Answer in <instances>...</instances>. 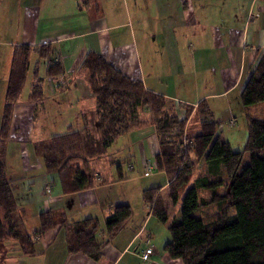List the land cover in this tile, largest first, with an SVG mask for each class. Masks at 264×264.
<instances>
[{
    "label": "crops",
    "instance_id": "obj_1",
    "mask_svg": "<svg viewBox=\"0 0 264 264\" xmlns=\"http://www.w3.org/2000/svg\"><path fill=\"white\" fill-rule=\"evenodd\" d=\"M235 2L244 4L236 31L232 23H225L224 16L211 17L213 14L205 7L207 0H0V124L14 49L20 45L31 47L26 79L12 109L4 157L7 176L14 185L16 212L21 217L19 227L24 233L32 234L40 228V213L51 212L64 220L65 225L94 218L97 238L107 239L104 221L112 209L127 203L132 210L123 227L106 240L97 260L67 249V229L63 224L32 236L33 254L22 253L16 241L15 245L7 243L13 239L0 242V264H183L163 250L162 246L170 238L168 235L158 246L153 244L152 237L160 230V222L150 213L142 197L144 190L158 188L167 207L172 209L171 216H180L181 198L175 205L170 203L165 172L152 170L146 176L143 174L145 164L153 165L158 151L154 125L149 122L148 114L141 113L144 122L114 140L108 148L110 152L108 149L106 152V167L102 157L89 160L94 181L78 191L64 193L57 175L45 171L35 149L69 128H80L83 119L92 116L95 97L80 67L88 51L102 53L124 74L140 79L145 88L172 100L175 105L194 106L200 99L217 95L225 98L228 112L243 111L240 92L255 66L257 55L264 51V4L261 0ZM82 13L85 18L79 33L49 30L50 20L79 19ZM79 36L85 37L80 44L60 45L63 38L75 41ZM191 41L193 46H190ZM44 44L53 50L50 58L40 57L38 53ZM51 57L60 61L61 73L56 76L47 75ZM41 59L47 60L46 65L43 64L44 76ZM205 60L215 64L214 71L218 70L222 88L217 92L200 96L195 92L199 98L191 102L157 87V83L162 82L159 79L163 78L175 87L181 83L191 89L190 76L203 67ZM37 80H40L42 95L32 101L30 93ZM61 82L64 86L57 88ZM235 90L234 109L229 94ZM176 109L182 116L183 109L177 106ZM211 109L219 122V136L228 141L222 123L229 115L216 117ZM227 121L226 126H230ZM112 157L124 160L123 179H117L116 168L109 162ZM39 183L43 185V194L33 190ZM18 191L25 196L20 204L16 198ZM28 219L31 221L26 225ZM148 244L152 245L153 252L150 259L143 262L139 254Z\"/></svg>",
    "mask_w": 264,
    "mask_h": 264
},
{
    "label": "trees",
    "instance_id": "obj_2",
    "mask_svg": "<svg viewBox=\"0 0 264 264\" xmlns=\"http://www.w3.org/2000/svg\"><path fill=\"white\" fill-rule=\"evenodd\" d=\"M30 50L29 45L14 49L0 124V242L13 239L24 254H33L32 236L66 223L51 212H41L40 228L32 234L22 232L13 181L6 173L5 144L12 109L26 79ZM52 52L46 44L38 50L40 57L50 58ZM80 67L95 97L92 116L84 118L80 128H69L35 149L45 171L57 175L62 191L71 193L91 186L94 174L89 160L104 156L114 140L143 123L140 114L147 113L158 142L152 170L167 175V196L172 205L181 198L180 216L174 217L158 188L142 192L150 213L167 224L170 238L163 250L183 264H264V119L247 108L256 103L264 105V51L257 55L240 92L247 136L244 148L238 151L219 136V122L207 100L199 101L194 109L193 105L181 104L180 116L172 100L145 88L140 79L124 74L100 52L88 51ZM60 68L51 57L47 75L60 74ZM41 95L37 80L30 99L36 101ZM192 109L199 131L189 136L184 129ZM109 162L116 168L117 179H123L124 160L112 157ZM201 163L204 170L194 173ZM131 213L127 203L112 209L104 221L107 239L116 235ZM64 226L70 252L99 258L107 239L97 238L96 219L84 218Z\"/></svg>",
    "mask_w": 264,
    "mask_h": 264
},
{
    "label": "rangeland",
    "instance_id": "obj_3",
    "mask_svg": "<svg viewBox=\"0 0 264 264\" xmlns=\"http://www.w3.org/2000/svg\"><path fill=\"white\" fill-rule=\"evenodd\" d=\"M235 1L236 0H207V5H205L206 11L213 14L211 17L212 18L214 17V19L216 18V16H220V17L224 16V18L226 19L225 23L226 24L229 22L232 23V25L234 27V31H236L235 29H236V27H238V23L240 21L239 17L243 13L244 4H241V3L238 4ZM84 15L85 14L82 13L80 15L79 19L74 17V18H70V20L68 18L66 20L61 19L60 21H51L50 20V22L48 23L49 30L51 32L55 31L56 33H58V31L62 30V33H64V34H68V32H70L71 30H74L73 32L78 31V33H79L80 30L82 29V26H80V24L82 23V20H84V18H85ZM253 15H255V13ZM146 21H147V19H146ZM57 22L59 23V25L57 24ZM70 25H71V27H70ZM84 40H85L84 36H79V37L75 38V41L71 40V39L63 38V40H60L61 41L60 45L63 47H66L68 45L69 46L72 45L71 44L72 42L75 44H80ZM190 43H191L190 46L194 45L193 41H191ZM53 47H54V49H56L54 45H53ZM32 56H33V54H32ZM46 62H47L46 59L40 60V68L42 69L41 74L43 76H44L43 64L46 65ZM58 63L60 64V62H58ZM201 65L203 67L201 69H198L197 71L194 70L193 75L190 76V79L193 82L191 85V89L184 87V84H181V83H179V85L177 87H175L172 83H167V81L163 78L159 79V81H162V82L157 83V87L158 88H165V90H168V92H171V94H174L175 96L179 97L181 100L191 101V102L195 101V98H199L198 95L200 96L201 94H204V93L217 92L220 88H222V85H221L218 70L214 71L215 70V68H214L215 64L211 63L209 60H205V62H203ZM182 82H184V81H182ZM64 84H65L64 82L59 83L57 85V88L60 87V89H61L64 86ZM172 87H174V88H172ZM177 88L179 89L178 93H177ZM239 90H240V88H239ZM195 92L198 95H194ZM236 94H237L236 90L229 94V101H230L231 106L234 109L236 108V106L234 105L235 104L234 99L236 97ZM208 97H209V99H207V102L213 108L216 117H222V116L229 115L227 120L229 118L230 119L228 121L225 119L224 123H222L223 124V132H225V134L229 137V138L228 137L227 138H228V141H229L233 150H236V151L242 150L245 146L246 136H247V122L245 119V115L243 113L244 110L242 111L240 109L239 113L238 112L230 113L227 110V105L225 104L226 100L224 97H219L217 95H209ZM199 101H201V99ZM175 106L181 107V103H177ZM194 107H195V105L193 106V109H194ZM193 109L189 113V116H188L186 123H185V129H184L185 133L187 132V134L189 136H191V135H193L199 131V126H198L197 120L194 117V110ZM248 110L250 113L252 112L253 115L264 119V105H263V103L253 104V105H251V109L249 108ZM143 114L147 115V113H144V112H143ZM234 116H236V117H234ZM226 121L229 123L230 126H226L227 125L225 123ZM228 133H229V135H228ZM108 152H110V149H108ZM107 155H108V153L105 154L104 156H102V158H101V161L104 163V167H106V165H107ZM204 168H205V165L201 163L195 169L194 173H201L204 170ZM135 170H136V168H135ZM144 176H146V175H144ZM23 184H24V182L19 184L20 188ZM25 185L27 186L26 182H25ZM46 187H49V185H47ZM42 188H43V185H41L39 183L38 185L35 186V188H33V190L37 191L38 193H39V191L40 192L42 191V194H43ZM222 190H223V188H220L221 192H222ZM44 191H45V189H44ZM204 195H206V194H204ZM16 198H17V202L20 204L22 201V198H25V196H24L23 192L18 191V192H16ZM168 211L169 212L172 211L171 207H168ZM230 211H232V208L228 209V213H230ZM170 215H172V214L170 213ZM18 216H16V217L19 218ZM30 221L31 220L28 219L26 221V225H28L30 223ZM18 222L20 223V220ZM18 226H19V224H18ZM159 226H160V228H159L160 230L156 231V233L152 237L153 244L156 246H158V242H161L162 240H164V237H166L167 235H168V238L170 237L169 231L167 229V224L160 222ZM21 227H22V224H21ZM27 228H30V227H27ZM20 230L22 231L21 228H20ZM28 230H30V229H28ZM155 240L157 243L155 242ZM7 243H12L13 245H15V240L7 241Z\"/></svg>",
    "mask_w": 264,
    "mask_h": 264
},
{
    "label": "built area",
    "instance_id": "obj_4",
    "mask_svg": "<svg viewBox=\"0 0 264 264\" xmlns=\"http://www.w3.org/2000/svg\"><path fill=\"white\" fill-rule=\"evenodd\" d=\"M54 62L58 63V62H60V61H59V59L56 57V58L54 59ZM153 167H154V164L152 165V164L146 163V165H145L144 168H143V174H144V175H148V174H150V173H151V170H152ZM48 189H49V188L47 187V190H48ZM147 242H148V241H147ZM152 252H153V247H152V245H149V244H148V245H145V246L141 249L140 254H139L141 261H143V262L148 261V260L150 259V256L152 255Z\"/></svg>",
    "mask_w": 264,
    "mask_h": 264
}]
</instances>
